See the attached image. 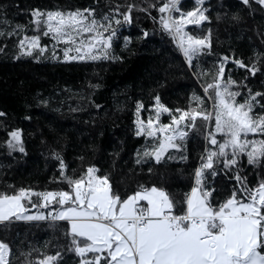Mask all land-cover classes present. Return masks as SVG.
Instances as JSON below:
<instances>
[{
    "label": "trees",
    "instance_id": "obj_1",
    "mask_svg": "<svg viewBox=\"0 0 264 264\" xmlns=\"http://www.w3.org/2000/svg\"><path fill=\"white\" fill-rule=\"evenodd\" d=\"M164 2L0 0V112L4 113L0 116V192L11 194L21 187L70 190L60 177L59 163L63 159L67 175L79 177L89 166H95L99 175L108 176L113 191L122 195L145 184L162 186L175 199L183 200L193 185L201 156L206 155L205 149L215 148L205 138L206 127H214V118L204 121L197 117L194 127L186 129V137L176 141L179 148H169L159 162L144 155L145 148L151 150L159 140L144 132L136 135L137 122L146 125L152 119L157 96L173 112L187 109L193 93L203 99L206 109H211L215 93L210 90L206 95L204 87L212 82L225 56L229 59L221 79L225 82L230 77L237 82L232 86L233 91L240 92L237 102L242 103L249 90L264 93V6L256 0H249L247 5L242 0H202L199 5L195 0H179L180 12L199 7L207 16L200 24L185 26L190 35L209 37V47L194 57L190 67L161 25L158 9ZM128 5H133L129 11L131 23L119 32L111 48L113 54L105 59H52L44 26L32 23L34 9L46 14L89 8L102 17L114 12L121 15L128 11ZM33 35L47 45L45 53L18 54L19 41ZM125 37L129 38L127 46ZM233 58L246 66L255 64L256 73L237 66ZM257 100L260 103L254 114L259 115L264 99ZM137 102L142 105L139 113ZM159 123H171L169 113L162 112ZM16 129L21 133L23 152L8 147L9 133ZM248 138L264 135L251 134ZM217 139L222 141L223 137L217 134ZM214 167L218 175L214 177L205 169L204 181L209 188L217 189L214 200L231 193L237 168L250 186L264 180V159L250 165L246 154L240 155L231 171L225 170L222 162ZM25 203L27 209H33ZM66 229V221L10 218L0 222V242L9 245L10 264H39L44 256L57 252L60 256L55 264H79L80 258L70 250Z\"/></svg>",
    "mask_w": 264,
    "mask_h": 264
},
{
    "label": "snow or ice",
    "instance_id": "obj_2",
    "mask_svg": "<svg viewBox=\"0 0 264 264\" xmlns=\"http://www.w3.org/2000/svg\"><path fill=\"white\" fill-rule=\"evenodd\" d=\"M201 2L196 0L197 5ZM256 2L264 6V0ZM243 3L247 5L249 0ZM177 4L178 0L162 3L158 9L162 14L160 22L191 67L194 57L209 47V37L190 35L185 26L200 24L207 16L199 7L180 12ZM127 7L128 11L121 15L125 23H131L129 11L133 5ZM174 12L180 15H173ZM102 19L108 22L95 19L94 11L89 8L46 14L38 9L32 11V23L42 24L45 36L51 35L56 43L67 45L63 49L65 60L108 57L107 50L116 35L113 21L117 25L121 21L115 16ZM17 28L23 30L22 25ZM124 39L127 46L129 38ZM55 47L54 44L53 49ZM35 52L45 53L39 36L19 41L18 54L32 56ZM56 58L54 52L52 59ZM228 59L227 56L221 58L212 82L204 87L206 95L210 90L215 93L211 109H206L203 99L195 93L187 109L177 108L175 112L157 96V119L162 112L169 113L171 124H160L157 128L152 119L146 126L143 121L137 122L136 135L144 132L159 140L158 145L144 151V155L159 162L169 148H179L176 141L186 137V129L194 127L197 117L204 121L214 118V127H206L205 138L215 148L205 149L206 155L201 156L200 165L194 170L193 185L184 193L183 200L175 199L162 186L145 184L137 185L131 194L122 195L113 191L108 176L99 175L95 166H89L86 172L74 177L66 174V165L60 159V177L70 190L36 191L21 187L11 194L0 192V222L10 218L66 221L70 250L80 258L79 264H264V180L250 186L237 168L233 177L236 185L231 193L215 200L217 189L209 188L204 182L205 169L215 177L218 172L214 165L222 162L223 168L231 171L241 154H246L250 165L264 159V138H248L249 134L264 135V105L259 115L254 114L255 106L260 103L257 97L264 99V93L249 90L244 101L237 102L240 92L232 90L237 82L230 77L225 82L221 79ZM233 63L253 74L257 71L255 64L246 66L242 60L234 58ZM201 74H205L203 70ZM141 107L137 102V113ZM2 115L4 113L0 112ZM217 134L223 137L222 141L217 139ZM9 137L8 147L23 152L20 130L10 132ZM32 197L37 199L33 201ZM25 202L36 209L31 215ZM9 255V245L0 242V264H10ZM59 256V252L55 256L46 255L39 264H55Z\"/></svg>",
    "mask_w": 264,
    "mask_h": 264
},
{
    "label": "rangeland",
    "instance_id": "obj_3",
    "mask_svg": "<svg viewBox=\"0 0 264 264\" xmlns=\"http://www.w3.org/2000/svg\"><path fill=\"white\" fill-rule=\"evenodd\" d=\"M196 1V0H195ZM243 1V0H242ZM178 2H179V0H178ZM105 16H107V17H113V16H115L116 17V19H118V20H120L121 21V23L120 24H115V21H113V28L115 29V31H116V35L114 36V37H112V40H111V47H110V49L109 50H107L108 51V54H113V49H111L112 48V45L118 40V38H119V32L123 29V28H125V26L128 24V23H125L124 21H123V16L122 15H120V14H118V13H113V14H110V15H104V16H102V17H97V16H95L94 15V18L95 19H97L98 21H100V22H102V23H107L108 21L107 20H105V19H102L103 17H105ZM44 35V34H43ZM105 35H107V33H105ZM47 37V39H48V42H49V44H48V46H49V48L51 49V51H53V53L55 52V54H56V56L57 57H59L61 60H64V61H69V60H65L64 59V53H63V49L67 46V45H65V44H63V43H56V41H54L53 39H52V37H51V35H49V36H46ZM124 41H125V39H124ZM39 43H40V46L41 47H44L45 49H46V46L47 45H43L40 41H39ZM56 45V47H55V49H53V45ZM70 54H74V53H70ZM100 59H105V58H103V56H102V58H100ZM96 60H98V59H96ZM75 61H92L91 59H85V60H75ZM208 109H210V106H208ZM160 116H161V114H160ZM160 116H159V119H157V116H156V110H155V114H154V116L152 117V120L154 121V127H159V125H160V123H159V120H160ZM169 124H171V123H169ZM146 125H147V123H146ZM145 125V126H146ZM182 127V126H181ZM249 135H251V134H249ZM41 211H44V209H40ZM50 210V209H49ZM27 211H28V214L29 215H31L32 213H34L36 210L34 209H27Z\"/></svg>",
    "mask_w": 264,
    "mask_h": 264
},
{
    "label": "water",
    "instance_id": "obj_4",
    "mask_svg": "<svg viewBox=\"0 0 264 264\" xmlns=\"http://www.w3.org/2000/svg\"><path fill=\"white\" fill-rule=\"evenodd\" d=\"M166 152H167V151H166ZM166 152L164 153V155L166 154ZM164 155H163V156H164ZM163 156H162V157H163ZM152 158H153V157H152ZM153 160L156 161L154 158H153Z\"/></svg>",
    "mask_w": 264,
    "mask_h": 264
},
{
    "label": "crops",
    "instance_id": "obj_5",
    "mask_svg": "<svg viewBox=\"0 0 264 264\" xmlns=\"http://www.w3.org/2000/svg\"><path fill=\"white\" fill-rule=\"evenodd\" d=\"M34 210V209H33Z\"/></svg>",
    "mask_w": 264,
    "mask_h": 264
}]
</instances>
